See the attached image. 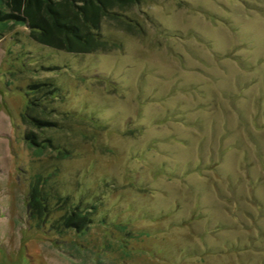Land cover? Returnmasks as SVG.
Instances as JSON below:
<instances>
[{
  "label": "rangeland",
  "instance_id": "374dc122",
  "mask_svg": "<svg viewBox=\"0 0 264 264\" xmlns=\"http://www.w3.org/2000/svg\"><path fill=\"white\" fill-rule=\"evenodd\" d=\"M125 15L138 31L105 21L121 45L106 53L0 35V264H264V0H139ZM36 81L58 87L40 101L60 124L40 155L24 139L41 130ZM93 205L88 228L55 225Z\"/></svg>",
  "mask_w": 264,
  "mask_h": 264
},
{
  "label": "trees",
  "instance_id": "16d2710c",
  "mask_svg": "<svg viewBox=\"0 0 264 264\" xmlns=\"http://www.w3.org/2000/svg\"><path fill=\"white\" fill-rule=\"evenodd\" d=\"M139 0H0V35L12 25H21L28 29V36L38 44L74 54H90L111 52L120 48L118 40L105 35L101 28L105 21H113L130 33L138 28L134 20L128 19L125 12ZM31 90L26 105L27 121L40 131L27 130L24 139L36 147V155H40L48 146L53 147L51 137L41 138L42 130L48 127H59L57 121L46 118L45 101L47 95H54L58 87L53 82L36 81L29 84ZM46 89V90H45ZM39 93V94H38ZM41 96V98H39ZM35 106L37 114L33 112ZM40 111H39V110ZM30 112V113H29ZM52 114L61 112L51 111ZM25 116V115H24ZM23 116V117H24ZM26 120V118L24 117ZM56 146V145H55ZM57 150L59 158H65L70 151ZM43 179V178H42ZM40 176L30 185L27 210L31 217L40 218L49 208L48 199L44 197ZM74 207V206H73ZM84 213L78 206L66 209V212L55 221L61 229L74 227L77 230L88 228L93 222L92 215L96 206L86 208Z\"/></svg>",
  "mask_w": 264,
  "mask_h": 264
}]
</instances>
